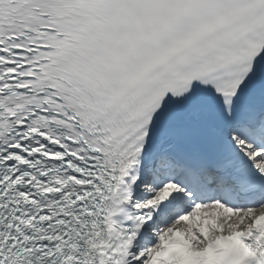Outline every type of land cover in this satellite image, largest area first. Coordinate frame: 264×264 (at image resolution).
Returning a JSON list of instances; mask_svg holds the SVG:
<instances>
[{"label":"snow or ice","instance_id":"obj_1","mask_svg":"<svg viewBox=\"0 0 264 264\" xmlns=\"http://www.w3.org/2000/svg\"><path fill=\"white\" fill-rule=\"evenodd\" d=\"M0 264H264V0H0Z\"/></svg>","mask_w":264,"mask_h":264}]
</instances>
